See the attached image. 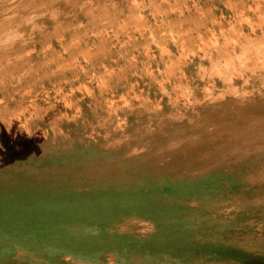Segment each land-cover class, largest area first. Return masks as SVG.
Masks as SVG:
<instances>
[{"label":"rangeland","instance_id":"rangeland-1","mask_svg":"<svg viewBox=\"0 0 264 264\" xmlns=\"http://www.w3.org/2000/svg\"><path fill=\"white\" fill-rule=\"evenodd\" d=\"M0 264H264V0H0Z\"/></svg>","mask_w":264,"mask_h":264},{"label":"trees","instance_id":"trees-1","mask_svg":"<svg viewBox=\"0 0 264 264\" xmlns=\"http://www.w3.org/2000/svg\"><path fill=\"white\" fill-rule=\"evenodd\" d=\"M17 230H19V229H17ZM11 232H14V234H15V231H11Z\"/></svg>","mask_w":264,"mask_h":264}]
</instances>
